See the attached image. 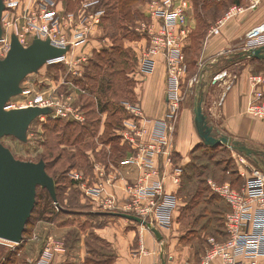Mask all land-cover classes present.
Masks as SVG:
<instances>
[{
	"label": "rangeland",
	"instance_id": "374dc122",
	"mask_svg": "<svg viewBox=\"0 0 264 264\" xmlns=\"http://www.w3.org/2000/svg\"><path fill=\"white\" fill-rule=\"evenodd\" d=\"M52 1L50 10L56 12V16L60 19L56 34L58 38L64 37L74 42L76 39L74 36L80 31H85L86 41L71 47L64 60L47 63L38 72L28 75L22 81L23 92L8 102L7 109L29 106L31 102L43 97L54 102L55 110L50 115L40 116L31 123L27 141H21L14 136H5L0 139V144L10 148L15 157L21 160L38 162L45 154L49 161L54 159L53 163L48 162V167L56 179L58 200L54 202L49 191L39 186V199H37L39 202L37 201L30 223L26 226L22 241L19 244L10 243L11 241L7 244L0 243V264L35 263L40 257V251L52 241L63 242L61 248L55 250L52 264H111L112 258L117 253L116 249L108 239L97 232L98 228L122 220L128 222V228L136 229L138 225L151 233L150 229L141 223L122 219L123 217L119 216L100 215L109 211L102 210L97 201L114 196L104 193L105 185L119 176V166L130 154L137 151L127 140L132 116L127 111L125 103L139 104L143 107L140 94L143 84L151 74L141 70L142 56L151 48V40L144 30L156 28L161 22L154 19L152 14L151 7L154 0ZM188 1L187 35L190 37L183 42L181 49L184 56L181 65L186 68L183 77L173 85L174 95L180 98L179 107L176 111H172V103H168L165 118V124L173 126L168 135L172 138L171 151L168 152L172 153L173 158L176 157H174V145L178 139L177 129L183 108L187 106L193 109L200 85L202 86L200 91L204 95V112L210 124L214 125V121L218 123L216 118L215 120L209 117L208 107L220 93L222 103L225 91H221L220 85L216 86L212 83L215 69L211 63L216 61L215 66L225 65L224 59L228 58L227 55L217 54L223 49L231 48L236 52L234 53L236 56L237 50L244 45L247 33L254 27L244 19L245 16L249 15L250 18L253 14L250 9L247 10L251 7L252 0H215L219 3L218 8L212 6L213 0ZM14 2L17 3L16 8H9L6 16L8 30L5 35L9 39L12 38V34L18 32L24 35L25 46H28L34 40L30 16L38 13L39 23L40 14L44 13V10L40 9V0H14ZM233 6L244 7L246 11L231 18L223 26L220 34H211L212 27ZM10 43L11 39L10 42L0 41V59L8 53ZM214 44H216L215 49H218L215 50L216 53L210 49ZM114 48L119 49L117 55L119 63L116 67L119 66L117 70L124 76L122 83L118 76H112V82L108 79L102 82L100 77L103 72L97 77V81L92 80L95 84L92 89V82L86 79L88 69L104 50L110 51ZM120 50L125 51L126 57H120ZM155 59L156 62L159 60L163 62L169 80L171 74L166 56L160 53ZM120 61H124L121 64L122 68ZM232 66L233 73L239 75L242 69L241 63L236 62ZM246 66H249L253 75L264 72V63L251 61ZM104 68L107 73L112 72V68L107 67L106 64ZM211 68L213 72H209ZM156 89L154 84L146 87L145 102L148 103L152 99ZM58 109L63 111L58 113ZM143 111L148 118L144 108ZM55 120L60 123L58 130L62 131L61 128L66 124L73 123L82 128L86 126L88 130L93 131V135L81 136L82 132L78 130L74 136L60 145L61 141L57 139L56 130L50 128L52 121ZM148 122L149 118L141 126L147 133L144 142L150 143L152 137ZM159 122L160 120L155 123V127ZM224 133L220 130V134ZM201 145H203L202 140L187 151L185 157L176 153L178 156L175 161L184 165L181 182L174 183V174L172 176L173 183L181 185L178 193L175 192L178 206L173 214V225L169 230L164 231L163 240L158 241L167 264H200L202 256L211 247L210 238H215L216 241L226 239L227 236L222 238V224L226 216L225 210L231 208H226L224 203L227 202L214 189L215 186L228 184L241 191L245 184L242 172L247 174L252 168L264 172V161H262L264 156H261L263 159L260 158L258 163H254L251 157L227 145L218 146L215 150L199 148ZM59 153H62V157L59 161H55ZM191 162L195 164L194 169L189 168L185 172L186 166L192 164ZM193 173L199 176L189 178ZM93 184H97L99 190L96 196L87 202L88 199L83 194V186ZM197 184L206 189L204 193L206 197L197 198L193 202ZM126 186L130 188L134 187V184L132 186L126 184ZM129 188L125 189L128 196L120 198L121 201H129L128 198L133 192ZM205 199L215 202L217 207L213 206L210 210H216L218 215L211 213L210 210L208 214L206 213L205 208L209 205ZM49 201L53 203L50 204ZM58 205L64 207L65 211ZM217 216L221 221L213 219ZM195 218L198 220L197 223L194 222ZM8 252L17 253L7 258ZM158 264H161V259Z\"/></svg>",
	"mask_w": 264,
	"mask_h": 264
},
{
	"label": "built area",
	"instance_id": "2783aa9c",
	"mask_svg": "<svg viewBox=\"0 0 264 264\" xmlns=\"http://www.w3.org/2000/svg\"><path fill=\"white\" fill-rule=\"evenodd\" d=\"M4 3L5 10L2 17L3 36L0 41L5 40L10 42L11 38L8 39L5 35L6 30H8L6 16L9 8L15 9L17 3L14 0H4ZM51 4H53L52 0H40L39 6L40 9L44 10V13L40 14L41 21L39 23L37 22L38 13L30 16L32 37L49 38L52 44L58 47H69V51L71 47L85 43V31H80L75 35L74 38L76 39L74 42L64 37L58 38L56 34L58 33L60 19L56 16V12L50 10ZM254 6V4L251 5V7ZM188 7V0H154L151 7L152 14L154 19H158L161 23L156 28H150L148 31L144 30L151 40V48L149 52L146 50L142 56L143 63L141 70L146 74L152 73L157 63L155 57L160 53H164L171 74L166 97L167 103H172V111H176L180 101L179 96L174 95L173 85L183 77L186 68H183L181 65L184 59L181 49L183 48V42L190 37V35H187V31L189 30L187 25ZM245 11L246 9L241 6L231 7L225 16L212 27L211 34H220L223 26L231 18ZM16 35L20 42L26 45L24 35L18 32H16ZM263 45L264 21L255 25L247 33L244 45L237 50V54L247 53L248 50ZM234 53L236 54L234 50L227 48L219 51L217 54H225L228 58H233ZM66 56L51 60L49 63L60 62ZM236 78V74H233L227 68L216 69V72H214L212 83L221 86L225 84L222 101L227 91L232 88V84H234ZM249 81L254 95V101L250 105V110L254 116L264 118V72L252 75ZM29 106L49 107L52 112L55 110L54 102L45 100L43 97L31 102ZM125 107L132 116L127 140L137 150V153H132L128 159L122 162V165H135L140 170L141 176L137 183L134 184V187L129 188L130 191H133L132 196L128 198L129 201H121L116 196H110L104 200H94L97 201L102 210L114 213L134 214L148 222V226H146L148 229L151 226H156L163 232V230H169L173 225V214L178 206V202L175 192L166 191V177L155 167L154 158L165 155L166 163L171 166L173 165V155L168 152L171 151L172 142V138H169L168 135L169 130L171 132L173 126L165 124L166 119L160 120L150 133V137H152L151 142H144V137L147 133L141 124L147 121L148 118L144 114L143 107L139 104L130 103H125ZM16 108H21V106ZM62 111V109H58V113ZM173 173L174 183L181 182L182 168L175 167ZM241 174L245 177V184H243L241 191L236 190L228 184L214 187L226 200L229 208H231L225 216L227 237L222 241L210 238L211 247L202 256L200 264H214L216 260L221 261L222 264H251L255 263L258 258L264 257V172L258 168H252L249 173L245 174L242 172ZM7 242L10 241L0 238V243L7 244ZM62 244L63 242L61 241L50 242L40 251V257L32 264H52L55 257L54 252L56 249H60Z\"/></svg>",
	"mask_w": 264,
	"mask_h": 264
},
{
	"label": "water",
	"instance_id": "95a60500",
	"mask_svg": "<svg viewBox=\"0 0 264 264\" xmlns=\"http://www.w3.org/2000/svg\"><path fill=\"white\" fill-rule=\"evenodd\" d=\"M5 10L4 0H0V40L3 36L2 17ZM69 47H58L49 38L36 36L33 42L25 46L16 34H12L10 49L0 59V139L14 136L21 141L28 140L31 123L42 115L52 113L49 107L28 106L6 109L8 102L23 92L22 81L30 74L36 73L49 61L65 57ZM243 58L264 59V45L242 53ZM200 85L194 104V122L202 142L211 147L227 145L249 157L258 154L244 142L230 135L220 134L214 128L204 112V95ZM41 186L49 191L57 202L56 179L46 170L43 159L38 162L25 161L15 157L10 148L0 144V238L19 243L23 239L28 220L36 204L37 188ZM148 226V222L134 214L106 212ZM150 231L158 241L164 236L156 226ZM161 264L167 259L161 255Z\"/></svg>",
	"mask_w": 264,
	"mask_h": 264
},
{
	"label": "crops",
	"instance_id": "0c3cea01",
	"mask_svg": "<svg viewBox=\"0 0 264 264\" xmlns=\"http://www.w3.org/2000/svg\"><path fill=\"white\" fill-rule=\"evenodd\" d=\"M252 4L255 6L249 7L247 10L250 9L253 14L250 18L248 17L249 15L245 16L244 19H247L252 26H255L264 21V0H252ZM215 48L216 44L210 49H213L216 53L217 51L215 50L218 49ZM249 60V58L241 57V61L238 62L242 65V69L238 73L239 75L233 73L231 69L233 66L225 67L232 71L233 74H236L237 78L234 84H232V88L227 91L222 103L220 102V93V95L216 96L209 104L208 115L211 119L212 117L213 119H217L215 120L218 121L219 124L214 121L213 126L219 130V132L221 130V133L225 132L233 138L244 142L254 150H257L258 154L261 155L264 153V118L254 116L250 110V105L254 101V95L249 81L253 73L249 70V66H246L249 64ZM215 65L216 63L214 62V66ZM212 69L213 68H211L209 72H211ZM214 72H216V69ZM168 82L169 80H167L163 62L159 60L156 68L143 84L142 93L140 94L143 108L149 118L148 127L151 129L150 132L154 130L157 121L165 120L166 118L168 106L166 91L169 86ZM149 84L156 85L157 89L154 91L152 99L147 103L145 102V91ZM217 85L218 84H216V86ZM224 86H221V91L224 90ZM194 117V107L193 109L187 106L183 108V113L180 117L177 129L179 131L178 139L176 143L174 142V157L178 156L176 153L183 154L185 157L187 151L192 149L199 141L201 142V138L196 130ZM175 158H173V165L171 166L166 163L165 155L156 157L155 167L166 177V191L178 193L180 185L173 183L172 176L175 167L182 168L184 165L176 162ZM119 168V176L111 179L110 183L105 185L104 193L124 198L125 195H127L125 189L129 188L126 184H130V186L135 184L141 172L135 165H120ZM98 190L97 184L90 186L84 185L83 194L88 199L86 201L88 202L91 198H94ZM110 217L115 216L110 215ZM164 231L165 230L162 232L163 234ZM97 232L108 239L116 249L117 257L114 264H158L161 259L162 248H160V244L154 234L140 228L138 225H136V229L128 228V222L117 220L106 227L98 228ZM214 264L222 263L216 260ZM251 264H264V257L258 258L255 263Z\"/></svg>",
	"mask_w": 264,
	"mask_h": 264
},
{
	"label": "trees",
	"instance_id": "16d2710c",
	"mask_svg": "<svg viewBox=\"0 0 264 264\" xmlns=\"http://www.w3.org/2000/svg\"><path fill=\"white\" fill-rule=\"evenodd\" d=\"M130 3V2H129ZM212 6H214L215 8H218L219 7V3H217L215 0H213V4H212ZM206 8H208L207 6H206ZM111 51V53H109ZM104 50L103 52H102V54H100L99 55V57H98V59L94 62V63H92V67L91 68H89L88 69V73L86 74V79L89 81V82H92V84H91V88L93 89V85H95V84H93V81L95 82V81H97V77L99 76L100 77V75L104 72V74L100 77V79L102 80V82L103 81H105L106 79H108L109 80V82H112V76H118L119 77V79H121V82L120 83H122V80H123V78H124V76H123V74H122V72L121 71H119V70H117V68H119V66L118 67H116L117 66V64L119 63L118 62V60H117V55L119 54V49H117V48H114L113 50ZM120 57H126V53H125V51H123V50H120ZM250 60H249V62H251V61H257V62H259V63H264V59H257V58H249ZM241 61V55H239V54H237L236 56H234L233 58H226V59H224V66H214L216 69H223V68H225V67H230V66H232L234 63H236V62H240ZM124 63V61H120V66H121V64H123ZM107 65V67H110V68H112V72H110V73H107L105 70H106V68H104V65ZM121 68H122V66H121ZM123 76V77H122ZM85 79V80H86ZM93 80V81H92ZM59 127H60V123L59 122H57V120H55V121H52V127H50L51 128V130L53 129V130H56L55 132L57 133V139L59 140V141H61L60 142V145H62V144H64V143H62V142H66V141H68V139H70L72 136H74L75 135V133L79 130L80 131V133H81V136H86V135H89V134H91V136L93 135V131H90V130H88L87 128H86V126L85 127H81V126H78V125H76V124H66L65 125V127H62L61 129H63L62 131L61 130H58L59 129ZM83 138V137H82ZM219 147L221 146L222 147V145H218ZM218 146H215V147H211V146H207V145H205L204 143H203V145H201V146H199V148H205V149H210V150H215V149H217L218 148ZM49 150H50V153H51V149L49 148ZM46 155V154H45ZM45 155H43L42 156V158L41 159H43L45 162H46V170H47V172L50 174V175H52L51 174V172H50V170H49V167H48V165H49V163L48 162H51V163H53L52 161H54V159L52 160V161H49L48 159H46V156ZM62 155V153L60 154H58V156L55 158V161H59V159L62 157L61 156ZM261 156H264V153L263 154H257V155H254V156H252L250 159L252 160L253 159V161H254V163H258L259 161H260V158H262ZM263 159V158H262ZM262 161H264V159L262 160ZM192 163V162H191ZM195 164H188L187 166H186V168H185V172H186V170L187 169H189V168H191V169H194V166ZM200 168H201V166H199ZM184 171V170H183ZM183 171H182V174L184 175V173H183ZM194 174V173H193ZM189 175V178H194L195 176L197 177V176H199V174L198 175ZM183 175H182V177H183ZM53 177H54V175H52ZM55 178V177H54ZM181 186V185H180ZM198 188H197V190H196V192L194 193V196H193V199H192V201L193 202H195V200L197 199V198H202V197H206V195H204V193H205V191H206V189H204V188H201V185H199L198 186V184L196 185ZM41 187V186H40ZM39 188V187H38ZM38 188H37V195H36V204H35V207L37 206V203L39 202V200H37V199H39L38 198ZM41 189V188H40ZM208 189V188H207ZM58 197H59V194H58ZM52 199V198H51ZM50 199V200H51ZM223 199V198H222ZM38 201V202H37ZM45 201H47L46 203H48V200L45 198ZM205 201H206V203H208V207H206L205 208V211H206V213L208 214V210H210V208L211 207H213V206H215V207H217V205L215 204V202L213 201V200H211V199H205ZM225 202V201H224ZM49 203L50 204H52L53 203V201H49ZM225 204V206H226V208H229V205L227 204V203H224ZM35 207H34V209H35ZM47 207V206H46ZM58 207L60 208V209H62L63 211H65V208L64 207H62L61 205H58ZM34 209H33V211H32V214L34 213ZM230 209V208H229ZM211 211V213H213V214H215V215H218V213L216 212V210H210ZM226 212L227 211H229V210H225ZM224 211V212H225ZM226 212H225V214H226ZM222 214H223V212H222ZM100 215H102V216H110L108 213H102V214H100ZM219 216H217V217H215V218H213V219H219V220H217V221H221L220 220V217L218 218ZM197 218H195V223H197ZM211 221H212V219H211ZM225 221V220H224ZM223 221V224H222V231H223V233H222V238H225V236L227 235V232H226V228H225V222ZM30 223V219L28 220V223H27V225ZM194 223V224H195ZM26 225V226H27ZM203 228H204V226H203ZM205 229V228H204ZM25 230H26V228H25ZM205 231V230H204ZM15 253H17V252H12V253H10V252H8L7 254H6V256H7V258H9V257H11V256H15ZM114 255H115V253H114ZM116 257H117V255H115L113 258H112V261H111V264H114V261L116 260ZM90 263H93L92 261H90ZM95 264V263H94Z\"/></svg>",
	"mask_w": 264,
	"mask_h": 264
},
{
	"label": "flooded vegetation",
	"instance_id": "af4514ba",
	"mask_svg": "<svg viewBox=\"0 0 264 264\" xmlns=\"http://www.w3.org/2000/svg\"><path fill=\"white\" fill-rule=\"evenodd\" d=\"M211 66H214V63H213V64L211 63ZM201 77L203 78V76H201ZM45 163H46V162H45Z\"/></svg>",
	"mask_w": 264,
	"mask_h": 264
}]
</instances>
